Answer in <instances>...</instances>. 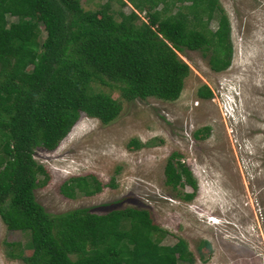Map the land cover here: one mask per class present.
Instances as JSON below:
<instances>
[{
    "label": "trees",
    "instance_id": "16d2710c",
    "mask_svg": "<svg viewBox=\"0 0 264 264\" xmlns=\"http://www.w3.org/2000/svg\"><path fill=\"white\" fill-rule=\"evenodd\" d=\"M112 1L119 7L127 3L128 11L113 10L111 0L92 9L81 7L79 0H0V221L27 234L29 253L23 255L18 246L12 254L23 264L192 261L183 239L159 243L162 231L144 208L96 213L74 207L51 213L33 196L45 178L33 148H54L81 113L101 123L118 113L120 102L95 85L115 89L125 100L151 96L170 101L188 73L177 52L208 51L211 71L229 63V25L217 0ZM135 11H142L143 18ZM195 95L208 98L211 91L201 84ZM207 130L201 126L194 137H204ZM138 144L130 139L127 146ZM177 155L172 151L165 158L163 182L170 188L179 181L188 185V199L195 182L186 165L172 162ZM101 185L91 174L75 175L63 180L59 191L66 197L74 191L91 195ZM207 250L205 240L195 246L198 256Z\"/></svg>",
    "mask_w": 264,
    "mask_h": 264
},
{
    "label": "rangeland",
    "instance_id": "374dc122",
    "mask_svg": "<svg viewBox=\"0 0 264 264\" xmlns=\"http://www.w3.org/2000/svg\"><path fill=\"white\" fill-rule=\"evenodd\" d=\"M102 1L79 3L92 9ZM217 3L229 25L231 53L225 68L211 71L208 51L177 52L188 73L170 101L151 96L125 100L117 90L95 85L120 102L116 116L101 123L81 113L54 148H33L32 157L45 178L32 192L45 211L144 208L162 231L160 244L177 238L186 242L192 261L177 264H264V0ZM110 6L129 9L127 3L119 7L112 0ZM136 13L143 18L142 11ZM214 26L212 18L208 27ZM38 27L40 39L43 30ZM201 84L210 89V97L195 95ZM201 126H208L206 135L194 137ZM130 139L139 142L137 147L127 146ZM172 151L178 153L172 162L186 165L194 179L188 199V185L179 181L170 188L163 182L162 166ZM84 174L102 184L97 192L61 194L63 180ZM200 240L209 250L198 256ZM18 246L23 255L29 253L27 234L0 221V264H23L12 255Z\"/></svg>",
    "mask_w": 264,
    "mask_h": 264
}]
</instances>
